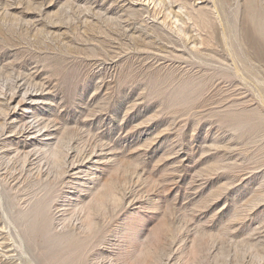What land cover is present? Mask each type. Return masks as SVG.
<instances>
[{
  "label": "rangeland",
  "instance_id": "obj_1",
  "mask_svg": "<svg viewBox=\"0 0 264 264\" xmlns=\"http://www.w3.org/2000/svg\"><path fill=\"white\" fill-rule=\"evenodd\" d=\"M0 264H264V0H0Z\"/></svg>",
  "mask_w": 264,
  "mask_h": 264
}]
</instances>
